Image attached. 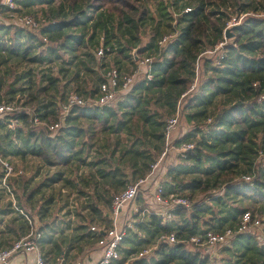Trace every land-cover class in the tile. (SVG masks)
Returning <instances> with one entry per match:
<instances>
[{
  "label": "trees",
  "instance_id": "obj_1",
  "mask_svg": "<svg viewBox=\"0 0 264 264\" xmlns=\"http://www.w3.org/2000/svg\"><path fill=\"white\" fill-rule=\"evenodd\" d=\"M15 2V12L35 17L36 8L45 6L47 17L35 28L0 22V102L16 99L24 106L0 118V157L10 162L35 157L58 167L34 182L18 204L46 216L53 196L42 195L37 208L31 198L62 180L69 188L66 206H77L70 203L74 190L85 198L80 208L90 211L73 212L81 219L74 229L82 234L72 240L86 236L96 242L100 234L89 221L109 226L113 195L149 172L164 147L166 118L178 109L185 129L173 142L193 147L165 167L160 183L165 195H186L192 205L175 208L163 220L144 211L139 191L138 210L112 264H264V228L236 231L216 256L187 247L191 236L208 230H237L242 212L256 205L264 216V0ZM233 17L241 19L226 40ZM163 35L170 36L159 43ZM219 41L222 56L203 53ZM100 45L104 52L98 55ZM144 56L151 57L150 78L134 81L112 103L73 105L54 133L47 129L58 120L69 91L95 98L109 67L132 73ZM73 162L87 168L76 179L61 168ZM29 181L22 173L7 177L15 192ZM40 230L38 243L52 242L45 252L54 251L51 263L65 264L57 258L64 257L62 244L70 236L62 229L57 236ZM162 233H173L175 242L159 240ZM146 247L152 252L132 258Z\"/></svg>",
  "mask_w": 264,
  "mask_h": 264
},
{
  "label": "built area",
  "instance_id": "obj_2",
  "mask_svg": "<svg viewBox=\"0 0 264 264\" xmlns=\"http://www.w3.org/2000/svg\"><path fill=\"white\" fill-rule=\"evenodd\" d=\"M5 6L8 18L7 23H14L24 27L35 28L42 21H45L44 16H33L29 13H18L13 9L16 7L15 0H2L0 1V7ZM190 7H186L185 11H188ZM2 22H5L2 20ZM236 19L233 17L228 21V25L235 24ZM170 35H163L159 39V43H164ZM224 41H219L215 44L214 48H209L205 52L208 54L212 51H216L219 48L218 54L222 56V45ZM104 49L100 45L97 47L96 53L98 55L103 54ZM151 61L150 56H144L138 60L136 68L132 73H128L124 70H119L116 67H109L105 72V80L99 85V95L95 98L85 99L75 91H69L66 96V101L60 103V113L57 121L47 124V129L54 133L58 127L62 124L64 118L70 111L73 105H102L114 102L121 92L130 87V85L143 77L150 78L149 63ZM142 66L144 70L141 69ZM143 70L142 76H137L140 71ZM193 86V85H192ZM192 88V87H191ZM15 102L21 103V100L13 99L11 101L0 102V118L10 115L14 111L22 110L21 106H16ZM37 122V118H34ZM179 124L178 109L175 114L166 118L164 125V147L157 159L151 164L149 172L136 181L127 184L123 189L116 192L111 199V210L109 213L110 224L107 227L91 226L92 230L97 231L100 235L96 240V247L98 249V256L92 257H80L75 259L72 264H112L113 260L119 257V248L121 241L125 234V226H129L130 223H121L123 218L122 209L128 202H133L139 191H142L143 197L146 202L150 203L152 207L150 210L144 208V211L149 213L153 212L159 215L163 220L173 217V210L177 207H190L192 205L191 199L186 195L179 193L164 194L163 188L160 183L161 179L157 177V170L159 165L164 161V157L169 149H174L179 157H184L185 153L193 147L191 142H182L180 144H174L173 131ZM180 137V135H179ZM175 139V138H174ZM0 169L3 173L2 182L10 191L7 185V177L9 175H18L22 173V169L17 168L8 159L0 157ZM165 171V166L164 169ZM241 178L244 181H251V175L243 174ZM136 209V208H134ZM261 220L259 216L250 209L244 210L241 214L238 222L237 230L232 228H226L224 231L214 232L211 230L206 231L203 236L195 235L191 236L188 240L189 243L195 246H203L205 250H211L213 247L226 244L236 231H253L260 227ZM41 236V231L34 226H31L29 231L20 237L14 239L11 245L7 248H0V264H6L8 260L15 254H25L29 251L35 252V259L33 264H52L47 263L43 258L38 239ZM159 240H164L170 244L175 242L173 233H162L159 236ZM152 247H146L137 252L133 257H140L151 253ZM209 253V252H208ZM213 255V253H211ZM214 256V255H213ZM259 264V262L251 263Z\"/></svg>",
  "mask_w": 264,
  "mask_h": 264
},
{
  "label": "crops",
  "instance_id": "obj_3",
  "mask_svg": "<svg viewBox=\"0 0 264 264\" xmlns=\"http://www.w3.org/2000/svg\"><path fill=\"white\" fill-rule=\"evenodd\" d=\"M39 14H41V12H39ZM27 158L25 161H21L22 162L21 164H23L24 166L25 164H27ZM35 159L37 161L33 166L34 171H31L30 165H26L28 169L24 175L26 178L29 177L31 181H29L28 186L25 188V190L24 189L22 190L21 188V189H17L18 192H15L12 190V187L7 183L10 189L9 191L7 187L3 184L2 178H0V248L9 247L12 241L16 237L26 232L28 228L27 226L29 225L28 223H30V227L34 226L37 227L38 229L41 227L44 229H48L50 232L53 231V236L59 235L60 234L59 231L61 229L64 234H68L70 236V238L62 244L63 249L61 250V254L64 255V257L60 256L57 258L59 263L64 261L65 264H71L75 259L80 257L89 256L92 258H96L99 252L96 247V242L91 241L94 239L86 236H81V237L76 236L73 238V240L71 238V236L75 234L78 235L82 234V232H78V230L74 229V227L80 223L81 219H79L80 216L78 215L75 216L73 212L75 211V213L78 212L80 213V215L82 214L86 215V214H90V211L87 208L86 209L80 208V206L75 207L73 204L72 205L70 204L69 208L66 206L65 194L67 191H69V188L67 186L65 187L62 186V180L54 183L53 188L49 187L44 189L43 194H35L31 198V200L33 201L32 204L35 205V207L37 208L38 205H40L43 202L42 195L47 197L50 196L51 194L53 196L52 202L48 204L49 210L46 212L45 214L46 216L39 218L36 209L31 210L27 206L26 208H24V203L23 206H20L18 204L17 201L19 200V197L20 196L24 197L34 182L40 180L45 174L50 175L56 169H58V167L56 166L43 165L37 158ZM61 168L64 170V176L70 177L71 179L78 178L79 174L84 173L87 170L85 165L77 164L76 162L70 163ZM71 192L72 193L70 195L73 196L76 195L74 190H71ZM71 201H73V199L72 200L70 199V203ZM135 208H136L134 209L135 211L132 210L127 212V216L131 217V220H129L128 223H131L134 220L133 215L138 210L137 207ZM24 210L27 212L25 213ZM142 212L140 215H142ZM122 214H126L124 209H122ZM95 218H97L96 214H95ZM108 218H109V214H108ZM82 221L85 222L84 220ZM89 224L95 225L96 227H101L100 223L96 219H94L92 222L89 221ZM38 245L40 252L43 258L45 259V261L47 263H51V261L54 258L53 257L54 251L51 250L49 253H45V252L46 250L50 249V247L52 246V242H48L44 245L38 243ZM187 247L189 248L194 247V245L187 242ZM35 256L36 255L34 251H29L25 254H15L8 260L6 264H33Z\"/></svg>",
  "mask_w": 264,
  "mask_h": 264
},
{
  "label": "rangeland",
  "instance_id": "obj_4",
  "mask_svg": "<svg viewBox=\"0 0 264 264\" xmlns=\"http://www.w3.org/2000/svg\"><path fill=\"white\" fill-rule=\"evenodd\" d=\"M0 1H2V0H0ZM44 9H45V6H39V7H37L36 8V12H37V15L36 16H39V17H41V16H44V17H47V16H45V15H42L43 14V12H44ZM39 12H41V14H39ZM9 16H8V14H7V12L6 11H1L0 10V22H2V20L3 21H5L6 22V18H8ZM240 17H239V19H236V22L238 23V22H240ZM233 25V24H232ZM231 25H229L228 27H230ZM227 38H229V37H226L225 39L227 40ZM220 50H219V48L216 50V51H212V52H210V53H208V54H206V55H212V54H214V53H218ZM141 69H144V67L142 66V68ZM143 75V70H141L140 71V73L137 75V76H142ZM15 105L16 106H21V108L23 109L24 108V106H22L21 105V103H18V102H15ZM185 129V126H183L180 122H179V124L176 126V128L174 129V131H173V135H172V137H173V140H174V138L176 139V138H178L179 137V135L183 132V130ZM178 159V155H177V152L174 150V149H169L168 150V152H167V154L165 155V157H164V161L159 165V167H158V170H157V172H156V174H157V177H159V178H162L163 177V173H164V166L166 167L167 165H169L170 163H172V162H174V161H176ZM11 160V162L13 163V165L15 166V167H17V168H20V169H22V174H25V172L27 171V169H28V167H26V165H30V169H31V171H34L33 169V166L35 165V162L37 161L35 158H32V157H29V158H27V164H25V166L23 165V164H21L22 162H21V160H18V159H16V158H11L10 159ZM36 172H38V171H36ZM19 175V174H18ZM72 197H71V199H73V200H75L74 202L77 204V202H78V204H77V206H79V205H81L82 203H84L85 202V198L84 197H78V198H76V196H73V195H71ZM144 201H145V204H144V207H146V208H148L149 210H150V207H152L151 205H150V203H148V202H146V199L144 198ZM135 207H137V204L135 203V201H133V202H128L124 207H123V209H124V211L126 212V214H123V218L121 219V223H128V221L129 220H131V217H128L127 216V212H129V211H132V210H134V208ZM135 211V210H134ZM254 212L259 216V218H260V220H261V224H260V227H258L255 231L256 232H262V229L264 228V221H263V218H264V216H263V214L262 213H260V211H259V207H258V205H256L255 206V208H254ZM194 249H199L202 253H213V255L214 256H216L217 254H218V249L220 248L219 246H216V247H213L211 250H205L204 249V247L203 246H195L194 245V247H193ZM204 249V250H203ZM212 255V254H211Z\"/></svg>",
  "mask_w": 264,
  "mask_h": 264
},
{
  "label": "water",
  "instance_id": "obj_5",
  "mask_svg": "<svg viewBox=\"0 0 264 264\" xmlns=\"http://www.w3.org/2000/svg\"><path fill=\"white\" fill-rule=\"evenodd\" d=\"M235 24H236V23H235ZM235 24H233V25H235ZM230 30H231L230 27H227V28L225 29V32H224L225 37H231V36H232V32H230ZM136 50H137V47L134 48V50H133V54H134V59H135V60L138 58V55H137V53H136Z\"/></svg>",
  "mask_w": 264,
  "mask_h": 264
}]
</instances>
